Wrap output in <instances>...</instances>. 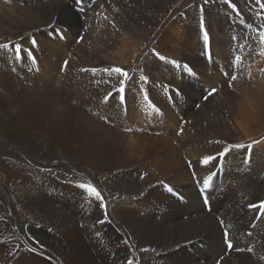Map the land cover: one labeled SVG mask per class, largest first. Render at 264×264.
<instances>
[{
    "label": "bare ground",
    "instance_id": "1",
    "mask_svg": "<svg viewBox=\"0 0 264 264\" xmlns=\"http://www.w3.org/2000/svg\"><path fill=\"white\" fill-rule=\"evenodd\" d=\"M185 2L108 0L106 32L77 45L82 24L65 1L0 0V35L26 48L37 37L60 63L69 60L73 75L56 87L59 63L44 62L43 89L30 70L22 75L27 87L14 81L17 73H0V264H264V215L252 228L259 209L249 207L264 201V8L235 0L236 16L223 0ZM52 24L66 43L53 39ZM111 67L131 77L123 102L122 77L103 71ZM14 136L36 141V150L44 144L47 158L87 164L84 183L101 193L107 215L88 193L44 194L29 174L42 173L14 159L11 145L24 149ZM209 155L217 159L204 165ZM209 175L211 213L197 191Z\"/></svg>",
    "mask_w": 264,
    "mask_h": 264
},
{
    "label": "rangeland",
    "instance_id": "2",
    "mask_svg": "<svg viewBox=\"0 0 264 264\" xmlns=\"http://www.w3.org/2000/svg\"><path fill=\"white\" fill-rule=\"evenodd\" d=\"M17 1H18V3L20 2L19 5L22 6L24 1L28 2L29 0H17ZM55 1H57V0H55ZM63 1H65V3L69 6L72 13L77 15V17L79 18V20L81 21V24H82V28L80 30L81 34L79 33L78 36H75L77 45H81L84 41H86L85 38L90 37V35H92V34H96L99 32L100 35L101 34L103 35L106 32V30H107L106 29L107 28V23H106L107 18H105L103 16V11L109 5L108 0H97V1L96 0H82V3H80V4H78L76 2V0H63ZM185 1H186L185 3L189 2V0H185ZM236 2H235V0H231V3L235 6V11L228 4H225V5H226V7L228 6L227 8L229 10L231 9L233 11V13L236 14V16H238L237 13L240 11V6ZM35 3H36V1H35ZM93 18H95V19L92 22L91 20ZM94 23H95V25H94ZM98 24H99V26H98ZM202 24H203V21H200V23L199 24L197 23L196 26H200ZM0 26H1V24H0ZM53 26H54V24H52V26H49L48 28L52 29L51 27H53ZM55 29L56 28L52 29L54 31V33H55ZM204 30L205 31H203V32L207 33L206 27ZM61 33L62 32L57 30V33H55L56 35L54 34L55 36L53 37V39H55V37H57L60 39V41L66 43V38H65V36H63V33L62 34ZM26 34L27 33H20L17 35L26 36ZM88 34H90V35H88ZM7 35H10V34H5V35L1 34L0 35V44H7L8 45V47L6 49H0V73L5 74L8 77H12V75H10V72L14 73V74L17 73L15 75L18 77H16L14 79V81L19 80L20 84L27 87V82L24 81L26 79H24L22 77V75L24 74L25 71L30 70V71L26 72V74L33 75L34 79H39L40 81H42L40 84L37 82V84H39L37 86H40V88L44 89V62L49 61L50 63L53 62V64L59 63V66H58L59 69L57 68V74H56L55 81H54V84L56 87H58L59 84L68 81L70 78H71L70 82L73 81L72 80L73 75L71 77H70V75H68L69 60H67V58H64L63 61L60 63L56 59L53 51L51 52L50 55L48 54V49L45 48L44 43L41 42L37 37H32L30 40V43H29L31 45V47L26 48V46H24V44L17 43L18 41L17 42L15 40L11 41ZM207 35H208L209 41H207V44L205 43L207 46L206 49H207V51L209 50V52H210V54L208 56L213 57V53H211L212 52V49H211L212 37L209 34H207ZM33 41H35V44H33ZM17 45L20 46V48H21V58L19 60H17L15 58V53H14V47ZM86 45L92 46L90 43H88ZM74 49H75V46H72L70 53H68V56L70 58L73 57V53H75ZM29 52L31 53V55H28ZM208 56H207V59H208ZM65 61H67L66 66H65ZM47 64H48V62H47ZM191 68H192V66H191ZM14 70H17V72H15ZM186 71H188L187 73H189V70H186ZM191 75H195V71H194V74H191ZM224 75L227 76V74H224ZM225 76H224V78H225ZM138 85H139V83L136 84V87H138ZM2 86H4L7 89H10L9 90V93L11 95L10 98H15V99L17 98L16 93L14 92L15 89L12 88L9 83L6 82ZM54 90H56L57 94L63 93V92H59L58 88H56ZM166 91L169 92V90H167V89H166ZM175 91L180 95V92H179L180 90L175 89ZM123 95L125 98L127 93L124 92ZM167 95H170V94L168 93ZM3 110H4L3 107H1L0 112H6V110H4V111ZM14 112L17 113L16 110ZM6 116H7V114L4 113V118H6ZM27 119H29V118H27ZM0 125H3V124L0 122ZM161 126H163V123L161 124ZM164 127H165V125H164ZM19 128L23 129V127H19ZM0 129H3V128L0 127ZM42 132L43 131H41V133ZM164 132H165L164 135L166 133H168L167 130L166 131L164 130ZM182 133H183V131L180 130L178 132V135L180 137L184 136ZM156 135H159V132H156ZM42 136H44V133H42ZM165 136H166L165 138L168 139L169 135L166 134ZM12 138H13L12 140L15 143L20 144V146L24 147V149H22V148H17L16 146L11 145V147H12L11 150L13 152L14 159H16L17 161H24L29 168L33 169V171H36L37 173H42V176L40 178L35 177L31 173H29V174L31 175L30 176L31 181L34 182L36 180L35 182L39 181L41 183H44V194H48V193L52 192L53 194H56L57 197L60 198V200H61V198H64V196H66V194L68 197L73 196V198H74L75 195L77 196L78 194L82 195V194L88 193L85 189H82L79 187L80 184H85L84 183L85 181L88 182L89 168H88L87 164H85V163H83V164L73 163V162H70L71 160L69 161V160L53 159L55 157L54 155H50V156L48 155L49 157L47 158L46 157V151L44 149V144L41 143L42 147L38 146L39 150H36L35 149L36 141H31V140L26 141V140L20 139L16 136H14ZM0 141L2 142V139H0ZM32 146L36 150V152L31 148ZM29 147H30V149H29ZM25 149H27V150H25ZM222 164L223 163L221 161L220 166H222ZM189 169L192 172L190 167H189ZM64 176H66L72 182L65 180ZM73 180H76V182H74ZM43 209H45V206L43 207ZM228 210L229 211L230 210H232V211L236 210L234 202H230V204L228 206ZM219 212H218V214H219ZM83 214H84V212H83ZM229 217L232 219V213H230ZM14 223L15 224H13V225H17L16 221ZM251 227L253 228L254 226H251ZM222 230H223V228H222ZM69 236L74 237V233H72V234L69 233ZM247 236H249V232H247ZM3 239H4V237L0 236V241H2ZM86 264H89V263H86ZM100 264H102V263H100Z\"/></svg>",
    "mask_w": 264,
    "mask_h": 264
},
{
    "label": "snow or ice",
    "instance_id": "3",
    "mask_svg": "<svg viewBox=\"0 0 264 264\" xmlns=\"http://www.w3.org/2000/svg\"><path fill=\"white\" fill-rule=\"evenodd\" d=\"M76 2H77L78 4H80V3H82V0H76ZM204 2L207 3L208 0H204ZM223 2H224L225 4H228L230 7H232L233 10L235 11V6L231 3V0H223ZM255 2H256L261 8H264V3H262V0H255ZM249 27H250V26H249ZM259 37H260L261 43H264V31H262V32L259 33ZM204 40H205V43L207 44V41H208V35H207L206 32H205V34H204ZM33 44H35V41H33ZM7 47H8L7 44H0V49H6ZM14 53H15V58H16L17 60H19V59L21 58V48H20V46L17 45V46L14 47ZM28 55H31V53L29 52ZM160 59H161V60H164L165 57L161 56ZM237 61H239V57H237ZM171 63H174V64H175L176 62H175V61H171ZM66 65H67V61H65V66H66ZM185 67L187 68L186 65H185ZM81 71L91 72L93 75H95L96 72H97V69H95V68L87 69V68H86V69H81ZM103 71L106 72L109 76L115 74V75L118 76V77H122V79H120L119 82H118V83H119V87H118L117 91L121 94V95H120V99H121V101L123 102V100H124V95H123V94H124V92H125V82L131 79V77L129 76L128 71H125V70L122 69L121 67L105 68V69H103ZM140 79L143 80L145 83H147V77H145V76H141ZM230 79L234 81V80L237 79V77H235V76H231V75H230ZM229 87H231V85H229ZM215 92H216V89H215V88L211 89V90L208 92V96H212V95H214ZM109 95H110V93H109ZM107 99H108V97L106 96V97H105V101H107ZM145 99H147V96H145ZM205 99H207V96L205 97ZM129 131H130V129H129ZM217 143H220V141H217ZM230 147H237V148H240V147H244V145H233V146H230ZM247 147H248V148H251V145H247ZM228 150H229V149H225L224 151H221V152L219 153V156L222 158V157L226 154V152H227ZM216 159H217L216 156L209 155V156H205V157H203V159H202L201 162H202L204 165H208L211 161L216 160ZM212 175H214V173H213ZM212 175H209L207 178H205V179L203 180V184H202V187H201V189H200L201 193H204L207 189H209V187H210V183H211V180H212ZM142 178H143V177H142ZM79 187L82 188V189H85V190L88 192V194H89L90 196H94L96 200L100 201V202H101V203H100V207L105 208V215H107L106 207H105V205L103 204V197H102L101 193L97 190V188L94 187V186H93L92 184H90V183H89V184H80ZM168 191L171 192V191H172V188H171V187H168ZM208 202H209V201H208V198L205 197V198H204V203L207 205ZM249 207H250V208H258V209H260V210H264V201H262L259 205H257V204H251V205H249ZM220 225H221V226L224 225V221H223V220H220ZM223 237H224V241H225V243L227 244L228 249H232V248H233V244H232L231 241L228 239V237H229V233H228L227 231H225V232L223 233ZM237 250H238V251H243V249H237ZM247 251L251 252L252 249L249 248V249H247ZM128 264H133V262H132L131 260H129V261H128Z\"/></svg>",
    "mask_w": 264,
    "mask_h": 264
}]
</instances>
